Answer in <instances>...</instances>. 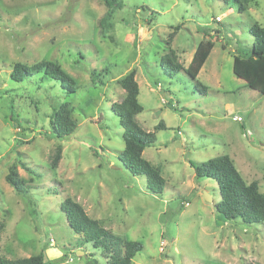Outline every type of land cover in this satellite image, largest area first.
<instances>
[{
	"label": "rangeland",
	"instance_id": "rangeland-1",
	"mask_svg": "<svg viewBox=\"0 0 264 264\" xmlns=\"http://www.w3.org/2000/svg\"><path fill=\"white\" fill-rule=\"evenodd\" d=\"M120 1L106 16L103 0H0V256L111 264L69 228L61 203L70 198L101 227L142 243L132 264H264V225L221 220L217 183L189 164L227 155L264 193V95L232 73V57L253 42L249 24L264 26V0H250L244 13L222 0ZM202 40L213 43L196 78L205 93L160 64L171 50L186 68ZM43 60L72 78L75 93L37 75L10 79L15 63ZM130 69L142 106L135 119L155 135L142 157L164 179L157 194L118 157L122 128L111 105ZM66 101L77 127L59 140L49 115ZM160 121L166 129L155 130ZM12 163L25 194L5 181Z\"/></svg>",
	"mask_w": 264,
	"mask_h": 264
},
{
	"label": "trees",
	"instance_id": "trees-1",
	"mask_svg": "<svg viewBox=\"0 0 264 264\" xmlns=\"http://www.w3.org/2000/svg\"><path fill=\"white\" fill-rule=\"evenodd\" d=\"M107 6L106 16H111L115 9L120 8L122 1L103 0ZM222 2L236 9L238 13H244L248 9L250 0H222ZM253 38L251 46L237 48L244 51L242 56L232 57V73L243 80L245 85L264 95V26L257 22H251L247 29ZM213 43L209 40L199 41L190 62L183 68L176 60L173 51H168L160 58L161 66L167 65L166 74L174 76L183 71L194 82V88L201 93L206 92V87L196 80L199 70L206 61ZM30 75H37L41 80H54L60 84L66 95L75 93V86L70 78L55 62L43 60L31 66L15 63L10 72V79L14 82H24ZM116 82L124 90V96L120 102L113 103L111 110L118 118L122 128L123 149L119 153L123 167L133 176L145 177L150 193H161L164 179L142 157L145 147L155 141L152 131H144L135 117L142 111L138 101V84L135 80V70L130 69ZM51 127L50 136L62 140L70 135L77 127V123L70 117L68 103H60L54 107L49 115ZM155 130L166 129L160 121ZM56 157L53 161L55 162ZM52 162V166H54ZM197 178L207 177L217 183L219 202L215 208L221 220H239L244 226L264 225V193L259 191L258 183L252 181L246 183L235 168L232 160L227 155L210 158L204 162L189 161ZM5 181L18 194H25L27 188L20 178L16 164L8 167ZM61 210L70 229L80 235L83 241L80 245L90 243L96 250L109 258L111 264H132L134 255L141 251L143 245L139 241L128 240L114 234L112 231L101 227L96 220L86 215L83 208L70 198H65L61 203ZM94 263L89 262L88 264ZM0 264H46L44 254L39 253L26 258L8 260L0 256Z\"/></svg>",
	"mask_w": 264,
	"mask_h": 264
},
{
	"label": "water",
	"instance_id": "water-1",
	"mask_svg": "<svg viewBox=\"0 0 264 264\" xmlns=\"http://www.w3.org/2000/svg\"><path fill=\"white\" fill-rule=\"evenodd\" d=\"M204 198H205V200H207V201H211L210 197H209L207 194H205Z\"/></svg>",
	"mask_w": 264,
	"mask_h": 264
},
{
	"label": "built area",
	"instance_id": "built-area-1",
	"mask_svg": "<svg viewBox=\"0 0 264 264\" xmlns=\"http://www.w3.org/2000/svg\"><path fill=\"white\" fill-rule=\"evenodd\" d=\"M216 20H217V21H219V20H220V18H219V17H216ZM238 120H241V119L239 118Z\"/></svg>",
	"mask_w": 264,
	"mask_h": 264
}]
</instances>
